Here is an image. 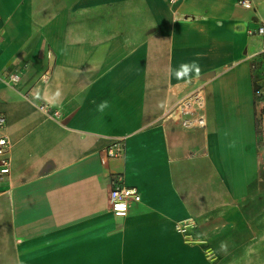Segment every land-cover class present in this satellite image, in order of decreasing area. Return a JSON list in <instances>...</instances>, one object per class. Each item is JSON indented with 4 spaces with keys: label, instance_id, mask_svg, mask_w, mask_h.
Returning <instances> with one entry per match:
<instances>
[{
    "label": "crops",
    "instance_id": "crops-1",
    "mask_svg": "<svg viewBox=\"0 0 264 264\" xmlns=\"http://www.w3.org/2000/svg\"><path fill=\"white\" fill-rule=\"evenodd\" d=\"M251 1L0 0V264H183L213 230L264 225L262 39L247 32L264 0ZM196 88L206 123L186 129L166 109ZM116 173L140 194L124 216L109 208Z\"/></svg>",
    "mask_w": 264,
    "mask_h": 264
},
{
    "label": "built area",
    "instance_id": "built-area-1",
    "mask_svg": "<svg viewBox=\"0 0 264 264\" xmlns=\"http://www.w3.org/2000/svg\"><path fill=\"white\" fill-rule=\"evenodd\" d=\"M171 5L179 0H167ZM240 3L250 8L251 0H240ZM248 34H257L262 39V49L253 55L251 68L253 71L264 74V22H261L256 28L249 29ZM20 75L17 72L11 73L8 76V83H15L19 80ZM255 97L258 103L264 100V91H256ZM204 105V95L200 88H196L191 93H187L171 104L166 109L168 118L178 121L179 124L186 129L205 126V117L202 110ZM44 111L46 108L41 105ZM53 112L52 115H55ZM6 127V118L0 114V183L4 181L11 172V142L4 132ZM123 146L120 141H116L110 146L103 147L99 151V160L101 164H105L108 159L119 156L122 153ZM140 194L136 186L125 185L122 180V175L114 174L110 179V188L108 191L109 208L114 215L124 216L128 211L130 201H139ZM193 227V221L182 222L177 225V230L186 233L187 227Z\"/></svg>",
    "mask_w": 264,
    "mask_h": 264
},
{
    "label": "rangeland",
    "instance_id": "rangeland-1",
    "mask_svg": "<svg viewBox=\"0 0 264 264\" xmlns=\"http://www.w3.org/2000/svg\"><path fill=\"white\" fill-rule=\"evenodd\" d=\"M260 115L259 112L258 116ZM260 180L264 181V178ZM244 227L249 230L245 231L243 236L224 242L215 240L213 230L208 238L214 241L202 243V254L191 249L185 251L181 256L183 264H264V240L256 239L260 234L264 236V225H244L241 220L236 224L237 230ZM250 234H253V237L249 240Z\"/></svg>",
    "mask_w": 264,
    "mask_h": 264
},
{
    "label": "trees",
    "instance_id": "trees-1",
    "mask_svg": "<svg viewBox=\"0 0 264 264\" xmlns=\"http://www.w3.org/2000/svg\"><path fill=\"white\" fill-rule=\"evenodd\" d=\"M255 73H256V72H255ZM259 77H260V78H261V77H264V74H261V75H260L259 73H257L256 76H255V78L257 79V78H259Z\"/></svg>",
    "mask_w": 264,
    "mask_h": 264
},
{
    "label": "clouds",
    "instance_id": "clouds-1",
    "mask_svg": "<svg viewBox=\"0 0 264 264\" xmlns=\"http://www.w3.org/2000/svg\"><path fill=\"white\" fill-rule=\"evenodd\" d=\"M182 67L185 69V71L188 70V65H182ZM193 67H195V65H193Z\"/></svg>",
    "mask_w": 264,
    "mask_h": 264
}]
</instances>
